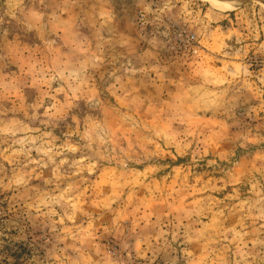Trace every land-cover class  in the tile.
<instances>
[{
	"label": "rangeland",
	"instance_id": "1",
	"mask_svg": "<svg viewBox=\"0 0 264 264\" xmlns=\"http://www.w3.org/2000/svg\"><path fill=\"white\" fill-rule=\"evenodd\" d=\"M0 264H264V0H0Z\"/></svg>",
	"mask_w": 264,
	"mask_h": 264
},
{
	"label": "bare ground",
	"instance_id": "2",
	"mask_svg": "<svg viewBox=\"0 0 264 264\" xmlns=\"http://www.w3.org/2000/svg\"><path fill=\"white\" fill-rule=\"evenodd\" d=\"M209 2V4L214 7L215 9H219V10H233L235 8H237L240 5V0H233V1H228L225 4L218 3L215 0H207Z\"/></svg>",
	"mask_w": 264,
	"mask_h": 264
}]
</instances>
